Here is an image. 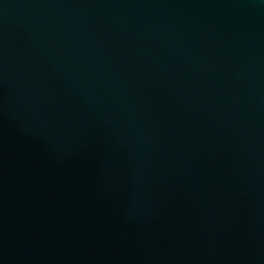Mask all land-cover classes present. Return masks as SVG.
<instances>
[{
  "label": "water",
  "instance_id": "obj_1",
  "mask_svg": "<svg viewBox=\"0 0 264 264\" xmlns=\"http://www.w3.org/2000/svg\"><path fill=\"white\" fill-rule=\"evenodd\" d=\"M0 264H264V0H0Z\"/></svg>",
  "mask_w": 264,
  "mask_h": 264
}]
</instances>
